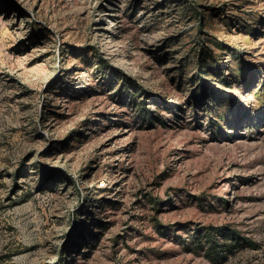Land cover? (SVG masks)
<instances>
[{
    "label": "rangeland",
    "instance_id": "obj_1",
    "mask_svg": "<svg viewBox=\"0 0 264 264\" xmlns=\"http://www.w3.org/2000/svg\"><path fill=\"white\" fill-rule=\"evenodd\" d=\"M0 264H264V0H0Z\"/></svg>",
    "mask_w": 264,
    "mask_h": 264
},
{
    "label": "trees",
    "instance_id": "obj_2",
    "mask_svg": "<svg viewBox=\"0 0 264 264\" xmlns=\"http://www.w3.org/2000/svg\"><path fill=\"white\" fill-rule=\"evenodd\" d=\"M133 100V97L131 98ZM134 102V100H133ZM209 231H205L202 235L198 236L197 234L193 235V241H195V245L192 246V250H204L205 256L209 258L212 262H219V260L224 259V255L232 253V251L241 247L242 243L240 240L235 237V235L229 234L228 232H223V241L219 243L216 241L215 235L219 232L213 228H208ZM243 244L251 245L246 241Z\"/></svg>",
    "mask_w": 264,
    "mask_h": 264
}]
</instances>
